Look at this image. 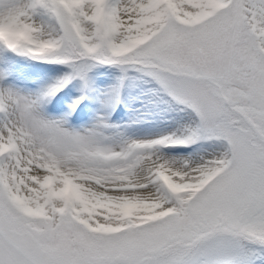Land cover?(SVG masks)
<instances>
[{
	"label": "snow or ice",
	"instance_id": "snow-or-ice-1",
	"mask_svg": "<svg viewBox=\"0 0 264 264\" xmlns=\"http://www.w3.org/2000/svg\"><path fill=\"white\" fill-rule=\"evenodd\" d=\"M0 264H264V0H0Z\"/></svg>",
	"mask_w": 264,
	"mask_h": 264
}]
</instances>
